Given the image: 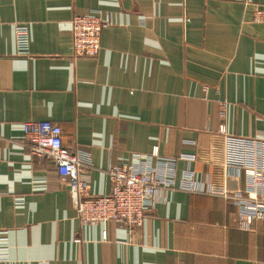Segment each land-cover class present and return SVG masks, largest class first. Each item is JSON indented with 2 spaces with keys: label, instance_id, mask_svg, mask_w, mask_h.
I'll return each instance as SVG.
<instances>
[{
  "label": "crops",
  "instance_id": "1",
  "mask_svg": "<svg viewBox=\"0 0 264 264\" xmlns=\"http://www.w3.org/2000/svg\"><path fill=\"white\" fill-rule=\"evenodd\" d=\"M256 9L264 0H0V264H264V216L242 228L231 198L250 190L245 139L257 141L264 184ZM92 12L110 24L96 56L74 57L71 20ZM30 120L61 127L86 161L91 195L110 192V166L146 160L155 146L174 164L151 162L175 184L133 231L81 225L55 165L23 142ZM188 169L201 192L179 187Z\"/></svg>",
  "mask_w": 264,
  "mask_h": 264
},
{
  "label": "built area",
  "instance_id": "2",
  "mask_svg": "<svg viewBox=\"0 0 264 264\" xmlns=\"http://www.w3.org/2000/svg\"><path fill=\"white\" fill-rule=\"evenodd\" d=\"M108 17L99 12H92L72 18L70 25L74 57L92 58L97 55L101 30L110 24ZM254 20L264 22V10L256 9ZM15 34L19 52L26 53L29 43L26 26L16 25ZM22 134L25 146L33 155L48 159L55 165L60 180L68 186L81 225L115 221L133 231L142 226L144 214L153 206L157 192L172 188L175 184L174 175L170 170L159 172L151 162L152 158H156L157 162L165 165L172 167L174 164L173 161L159 156L155 146L146 160H140L136 156L134 163L110 166L106 171L110 192L91 195L89 185L82 176L86 161L63 145L62 129L57 123L49 120L26 121L22 124ZM257 146L254 139L244 140V168L248 171L250 190L245 196L239 192L231 196L238 206L240 225L244 229L249 228L254 218L261 219L264 216V195L260 196L258 189L264 184L258 179L260 169L255 159ZM180 158L191 161L194 156L182 154ZM179 187L191 192L202 191L196 184L195 173L190 169L183 173ZM1 243L0 236V245Z\"/></svg>",
  "mask_w": 264,
  "mask_h": 264
}]
</instances>
